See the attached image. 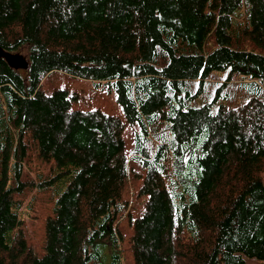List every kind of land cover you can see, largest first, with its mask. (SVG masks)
<instances>
[{
	"label": "trees",
	"instance_id": "obj_1",
	"mask_svg": "<svg viewBox=\"0 0 264 264\" xmlns=\"http://www.w3.org/2000/svg\"><path fill=\"white\" fill-rule=\"evenodd\" d=\"M0 47L28 62L0 60V264H121L122 218L133 264L264 262V0H0ZM53 74L114 92L125 121L44 93ZM28 144L53 162L41 257L20 217Z\"/></svg>",
	"mask_w": 264,
	"mask_h": 264
},
{
	"label": "rangeland",
	"instance_id": "obj_2",
	"mask_svg": "<svg viewBox=\"0 0 264 264\" xmlns=\"http://www.w3.org/2000/svg\"><path fill=\"white\" fill-rule=\"evenodd\" d=\"M213 42L208 39L206 41V50L212 49ZM23 54V53H22ZM68 87L71 92L77 93V100L71 105V110H99L102 113L114 115L125 121L121 106L117 102L116 94L108 92L106 89L96 85L94 81L82 80L77 78L66 77L62 74H53L47 78L42 84V90L46 94H50L55 88ZM198 100L197 103H200ZM224 104L227 105L225 102ZM231 105V104H229ZM137 130L136 125L126 124L122 133L125 152L128 155L129 171L126 179V184L123 190L122 197L128 202V210L131 220L136 219L145 209L147 197L139 195L138 189L141 185L143 172L135 161L132 160L131 154L133 150L132 134ZM28 150L25 159L23 160V180L26 181L22 195L19 199L22 201L23 207L20 212V217L23 222V232L28 243L32 246L33 251L38 257L44 254V225L48 216L51 215V210L55 198L51 196L49 191L38 192L34 184L37 182L39 174L46 176L49 174L53 162H45L37 156L36 149L33 145L28 144ZM264 185V173L261 176ZM122 242L118 246L121 255V264H133V257L129 249L128 239L132 232V226L129 223V218H122L119 221ZM245 264H264L257 259L244 258Z\"/></svg>",
	"mask_w": 264,
	"mask_h": 264
},
{
	"label": "water",
	"instance_id": "obj_3",
	"mask_svg": "<svg viewBox=\"0 0 264 264\" xmlns=\"http://www.w3.org/2000/svg\"><path fill=\"white\" fill-rule=\"evenodd\" d=\"M0 60H4L8 66L15 70H26L28 68V62L26 57L19 53H10L4 51L0 47Z\"/></svg>",
	"mask_w": 264,
	"mask_h": 264
}]
</instances>
